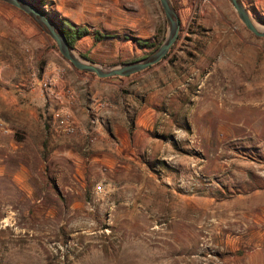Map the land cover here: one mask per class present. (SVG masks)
Instances as JSON below:
<instances>
[{
    "label": "rangeland",
    "instance_id": "obj_1",
    "mask_svg": "<svg viewBox=\"0 0 264 264\" xmlns=\"http://www.w3.org/2000/svg\"><path fill=\"white\" fill-rule=\"evenodd\" d=\"M30 1L61 19L62 0ZM172 2L177 42L167 58L133 76L143 94L173 75L189 93L164 105L173 125L136 137L140 149H126L121 167L108 173L56 155L52 137L30 124L22 94L13 101V82L20 87L42 69L52 49L62 69L73 66L30 17L0 1V264H14L18 250L26 264H84L97 248L105 264H129L123 247L135 236L160 248L165 264H264V38L228 0ZM243 2L264 24V0ZM167 33L160 0H121V43L100 45L118 55L97 62L144 58Z\"/></svg>",
    "mask_w": 264,
    "mask_h": 264
},
{
    "label": "crops",
    "instance_id": "obj_2",
    "mask_svg": "<svg viewBox=\"0 0 264 264\" xmlns=\"http://www.w3.org/2000/svg\"><path fill=\"white\" fill-rule=\"evenodd\" d=\"M57 11L61 19L89 29V35L77 44V49L78 46L82 48L79 51H90L91 59L96 62L117 57L116 53L100 52V45L107 42L115 45L121 43V0H62L57 4ZM99 31L117 37L97 41L96 33ZM51 58L42 69L23 79L20 87L13 82L12 98L16 101L15 94H22V102L31 114L30 124H36L38 132L41 131L46 138L52 137V149L56 155L66 156L86 169L105 168L108 173H113L115 168L121 167V156L126 149L133 147L134 155L140 149L141 144L135 143L136 137L141 139L147 133L162 134L165 124L173 125L170 122L173 117L163 107L178 103L189 93L184 89V84L177 82L176 75L171 81L152 82L154 89L143 94L142 86L137 82L139 77L100 79L70 66L63 71L61 56L54 49L51 50ZM47 77L55 82L52 94L48 97L42 89ZM66 91L75 96L74 103H70ZM45 110L49 112L48 120ZM55 110H62L72 116L77 133L59 131L53 118ZM44 139L41 142L39 138L40 150L44 148ZM149 142L153 147L152 139ZM161 145L156 142V148L170 147L168 142Z\"/></svg>",
    "mask_w": 264,
    "mask_h": 264
},
{
    "label": "water",
    "instance_id": "obj_3",
    "mask_svg": "<svg viewBox=\"0 0 264 264\" xmlns=\"http://www.w3.org/2000/svg\"><path fill=\"white\" fill-rule=\"evenodd\" d=\"M30 17L55 43L61 55L77 70L100 79L126 78L141 73L163 61L177 42L181 22L172 0H160L165 12L168 33L164 42L148 56L120 64L105 65L84 57L72 47L57 23L30 0H0ZM246 28L258 38H264V24L257 22L243 0H228Z\"/></svg>",
    "mask_w": 264,
    "mask_h": 264
},
{
    "label": "clouds",
    "instance_id": "obj_4",
    "mask_svg": "<svg viewBox=\"0 0 264 264\" xmlns=\"http://www.w3.org/2000/svg\"><path fill=\"white\" fill-rule=\"evenodd\" d=\"M125 245L123 251L129 258V264H165L166 259H168L166 255L160 254L162 250L158 247L149 246V248H145L140 237L135 236L126 240ZM101 251L100 248H97L95 253L90 250L84 264H105L106 257L97 255ZM17 257L14 258V264H26V260L29 259L23 256L21 250H18Z\"/></svg>",
    "mask_w": 264,
    "mask_h": 264
},
{
    "label": "trees",
    "instance_id": "obj_5",
    "mask_svg": "<svg viewBox=\"0 0 264 264\" xmlns=\"http://www.w3.org/2000/svg\"><path fill=\"white\" fill-rule=\"evenodd\" d=\"M31 2L57 23L59 28L64 32V34L67 38V41L69 42V44L72 47L77 49V44H78L79 40L82 39L83 37H86L89 35V29L87 27H77L66 19H54V18H52V16H50L48 13H46L42 9V7H41L42 5L37 4L35 1H31ZM115 37H117V36L116 35H106V34L101 33L100 31L96 33V40L97 41H100L103 39L115 38ZM133 40L139 47H142V48L151 47V44L147 40H141L139 38H133ZM81 54L84 57L91 59L89 53L81 52ZM92 76H94V75H92ZM94 77H96V76H94Z\"/></svg>",
    "mask_w": 264,
    "mask_h": 264
},
{
    "label": "built area",
    "instance_id": "obj_6",
    "mask_svg": "<svg viewBox=\"0 0 264 264\" xmlns=\"http://www.w3.org/2000/svg\"><path fill=\"white\" fill-rule=\"evenodd\" d=\"M42 9L46 12L49 13V9L48 6L43 4ZM63 71H65L63 69ZM55 86V82L54 80H52V78L46 79L43 83H42V89H43V93L46 97H48L49 95H51V89ZM66 95L70 100V103H74V95L72 94V92L70 91H66ZM60 99V97H58ZM53 118L57 123V128L59 129V131L64 132L66 134H75L77 133L78 129L75 125L74 119L72 118V116L68 113H65L62 110H55L53 112Z\"/></svg>",
    "mask_w": 264,
    "mask_h": 264
}]
</instances>
